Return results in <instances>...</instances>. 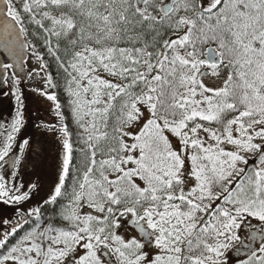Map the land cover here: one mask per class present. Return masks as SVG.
I'll list each match as a JSON object with an SVG mask.
<instances>
[{
    "label": "snow or ice",
    "instance_id": "obj_1",
    "mask_svg": "<svg viewBox=\"0 0 264 264\" xmlns=\"http://www.w3.org/2000/svg\"><path fill=\"white\" fill-rule=\"evenodd\" d=\"M0 52V264H264V0H0Z\"/></svg>",
    "mask_w": 264,
    "mask_h": 264
},
{
    "label": "rangeland",
    "instance_id": "obj_2",
    "mask_svg": "<svg viewBox=\"0 0 264 264\" xmlns=\"http://www.w3.org/2000/svg\"><path fill=\"white\" fill-rule=\"evenodd\" d=\"M23 90H25L26 92L29 91L30 94H32L31 96L33 100L31 107L34 111L32 112V117L34 118V126L38 128L40 137L41 135L46 136L47 139L43 140V142L45 144L47 142V144L45 145L47 149L45 147H42L40 143H38L39 146L37 147V150L35 149L38 152V155H33L32 158L29 155L26 160L25 167L22 169V175L29 177L31 176L32 179H36L37 177H39L41 180L47 182L48 175L51 172V165L55 163L57 154V146L52 142L51 137L44 133V130L39 127L41 122H45L49 119V113L46 111L48 102L31 92L30 86L27 85V82H25V87ZM32 129L33 127L28 126L23 137L29 138Z\"/></svg>",
    "mask_w": 264,
    "mask_h": 264
},
{
    "label": "trees",
    "instance_id": "obj_3",
    "mask_svg": "<svg viewBox=\"0 0 264 264\" xmlns=\"http://www.w3.org/2000/svg\"><path fill=\"white\" fill-rule=\"evenodd\" d=\"M24 94H25V110H24V115H25V121H26V125L25 127L21 130V136L24 135V133H26V129L28 128V126L33 127L31 133H30V140L32 142V147L30 150H28L26 152V154L30 155V157L32 158L33 155H38L37 147L39 146L38 143H40V145L42 147H45L46 144L43 142V140L47 139L45 135H41V137L39 136V130L38 128H36L34 126V118L32 117V112H34L32 109V94H30L29 91H25L24 90ZM35 127V128H34ZM47 149V147H45ZM36 149V150H35ZM24 180L29 179V176H22Z\"/></svg>",
    "mask_w": 264,
    "mask_h": 264
},
{
    "label": "flooded vegetation",
    "instance_id": "obj_4",
    "mask_svg": "<svg viewBox=\"0 0 264 264\" xmlns=\"http://www.w3.org/2000/svg\"><path fill=\"white\" fill-rule=\"evenodd\" d=\"M4 90L6 91L7 89L5 88ZM15 109H16V102H14V99L10 97H6L3 94H0V120L10 119L11 116L15 114ZM28 157L29 155L26 156V160Z\"/></svg>",
    "mask_w": 264,
    "mask_h": 264
},
{
    "label": "water",
    "instance_id": "obj_5",
    "mask_svg": "<svg viewBox=\"0 0 264 264\" xmlns=\"http://www.w3.org/2000/svg\"><path fill=\"white\" fill-rule=\"evenodd\" d=\"M7 57L2 53L0 52V60H6Z\"/></svg>",
    "mask_w": 264,
    "mask_h": 264
}]
</instances>
